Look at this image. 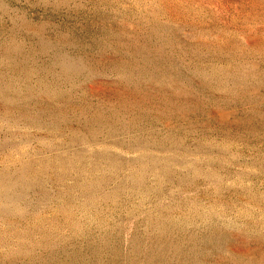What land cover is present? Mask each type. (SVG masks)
Listing matches in <instances>:
<instances>
[{
    "label": "rangeland",
    "instance_id": "obj_1",
    "mask_svg": "<svg viewBox=\"0 0 264 264\" xmlns=\"http://www.w3.org/2000/svg\"><path fill=\"white\" fill-rule=\"evenodd\" d=\"M0 264H264V0H0Z\"/></svg>",
    "mask_w": 264,
    "mask_h": 264
}]
</instances>
